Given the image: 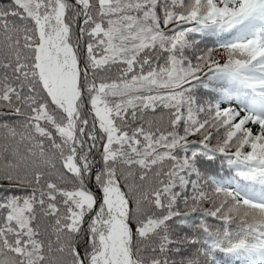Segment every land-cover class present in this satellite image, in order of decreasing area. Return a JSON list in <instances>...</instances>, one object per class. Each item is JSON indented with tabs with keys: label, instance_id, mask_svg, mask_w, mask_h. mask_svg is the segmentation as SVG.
<instances>
[{
	"label": "snow or ice",
	"instance_id": "snow-or-ice-1",
	"mask_svg": "<svg viewBox=\"0 0 264 264\" xmlns=\"http://www.w3.org/2000/svg\"><path fill=\"white\" fill-rule=\"evenodd\" d=\"M0 264H264V0H0Z\"/></svg>",
	"mask_w": 264,
	"mask_h": 264
}]
</instances>
